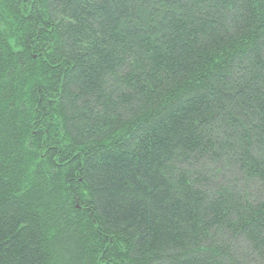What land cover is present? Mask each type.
<instances>
[{"label": "trees", "instance_id": "16d2710c", "mask_svg": "<svg viewBox=\"0 0 264 264\" xmlns=\"http://www.w3.org/2000/svg\"><path fill=\"white\" fill-rule=\"evenodd\" d=\"M0 264H264V0H0Z\"/></svg>", "mask_w": 264, "mask_h": 264}]
</instances>
